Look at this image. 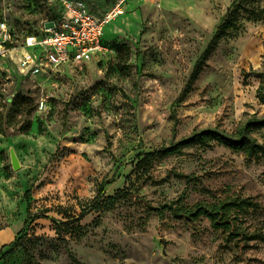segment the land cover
<instances>
[{"label":"rangeland","instance_id":"1","mask_svg":"<svg viewBox=\"0 0 264 264\" xmlns=\"http://www.w3.org/2000/svg\"><path fill=\"white\" fill-rule=\"evenodd\" d=\"M86 1L102 14L119 0ZM63 2L0 0V18L20 34L42 33ZM232 2L128 0L127 14L106 27L110 50L100 57L39 76L26 75L9 57L0 60L5 112L18 93L36 106L29 132H20L22 119L0 133V229L10 226L18 236L28 200L40 216L20 234L23 246L0 264H264V241L239 243L220 213L192 219L155 209L174 202L182 210H217L250 198L261 209L232 216L237 225L264 229V157L215 144L137 165L139 152L195 129L232 132L264 114L257 96L264 19L241 18L206 54ZM117 44L130 47L129 58L118 57ZM253 135L264 143V128ZM105 179L112 180L107 194L130 195L110 211L89 213L80 232L68 231L62 222L78 217Z\"/></svg>","mask_w":264,"mask_h":264},{"label":"trees","instance_id":"2","mask_svg":"<svg viewBox=\"0 0 264 264\" xmlns=\"http://www.w3.org/2000/svg\"><path fill=\"white\" fill-rule=\"evenodd\" d=\"M243 17L249 19H264V7L257 4L256 0H233L226 15L221 20V23L217 29V32L208 47L206 54H210L212 50L218 45L220 40L232 31L236 30L240 26V20ZM115 51L118 52V57L123 53H126L128 58L131 55V49L126 44H117ZM123 64L122 61L118 62ZM124 65V64H123ZM202 67H197L193 72L192 79L196 80L200 75ZM259 77L261 79L260 85L257 90V96L259 100L264 104V71L260 72ZM11 106L7 112H5L6 104L3 102V97L0 94V133L5 134L7 127H14L20 124L21 120H24L23 125L20 128L21 133H27L33 126L32 114L36 109L32 98L18 93L15 97L10 99ZM264 128V114L261 116L251 115L249 116L235 131H228L220 126L208 127L204 129H195L190 135L182 137L178 140H172L168 144H164L158 148L148 151L139 152L138 157H141L137 165H145L148 167L154 160L163 159L173 155H180L184 153V150L189 147H211L215 144L225 145L237 152H244L248 157H264V143L260 142L254 135V131ZM112 180H103L98 188V192L91 204L82 210L78 217L69 218L63 221L62 224L65 228L73 233H78L82 230L83 219L91 212H106L112 210L118 201L130 195V191L125 189H118L114 194L110 195L106 192V186L111 184ZM30 190L25 193V197L28 199ZM164 214L165 211H169L176 216L187 215L192 219H196L201 216H208L210 212L221 214V225H228V229H231V235L236 236L237 241L248 243L251 240H263L264 241V229L259 227L249 228L236 224L235 217L232 216L233 211H236L239 217L241 211L248 212L252 210L256 212L261 209L259 202H254L250 198L240 199L237 201H229L223 204L219 209L213 210L207 208L204 205L198 206L195 210H182L178 206H175L174 202L164 204L160 208H155ZM37 214H33L31 210L30 201L27 204V217L25 219L23 227L20 229L18 236L9 244L7 250L0 251V261L10 254L15 252L17 247L23 246L22 236L20 235L31 221L39 218ZM232 225V226H231ZM73 260L78 262L74 256ZM80 263V262H78ZM82 264V263H80Z\"/></svg>","mask_w":264,"mask_h":264},{"label":"built area","instance_id":"3","mask_svg":"<svg viewBox=\"0 0 264 264\" xmlns=\"http://www.w3.org/2000/svg\"><path fill=\"white\" fill-rule=\"evenodd\" d=\"M127 1L119 0L99 14L86 0H64L62 14L42 33L20 34L0 18V60L9 57L26 75L39 76L100 57L110 50L106 27L127 14Z\"/></svg>","mask_w":264,"mask_h":264},{"label":"crops","instance_id":"4","mask_svg":"<svg viewBox=\"0 0 264 264\" xmlns=\"http://www.w3.org/2000/svg\"><path fill=\"white\" fill-rule=\"evenodd\" d=\"M110 30L111 27L108 29V31ZM107 39L109 38L107 37ZM10 229H11L10 226L0 229V251L2 250L1 247L11 243L13 238L15 239V237H13L14 231L12 232Z\"/></svg>","mask_w":264,"mask_h":264},{"label":"water","instance_id":"5","mask_svg":"<svg viewBox=\"0 0 264 264\" xmlns=\"http://www.w3.org/2000/svg\"><path fill=\"white\" fill-rule=\"evenodd\" d=\"M11 159H12V165L14 169H18L20 167V162H19V158L15 151L11 152Z\"/></svg>","mask_w":264,"mask_h":264}]
</instances>
